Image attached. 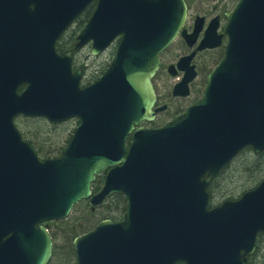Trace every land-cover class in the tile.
I'll use <instances>...</instances> for the list:
<instances>
[{
  "label": "water",
  "instance_id": "1",
  "mask_svg": "<svg viewBox=\"0 0 264 264\" xmlns=\"http://www.w3.org/2000/svg\"><path fill=\"white\" fill-rule=\"evenodd\" d=\"M95 2L81 46L94 41L99 57L121 42L82 89L72 55L56 47ZM187 16L184 0H0V264H49L44 224L115 195L127 202L122 221L77 237V264H247L255 254L264 181L213 209L208 189L246 149L264 153V0H239L227 14L229 43L203 98L161 129L137 128L154 119L152 80ZM19 117L78 126L59 158L41 160Z\"/></svg>",
  "mask_w": 264,
  "mask_h": 264
},
{
  "label": "flooded vegetation",
  "instance_id": "2",
  "mask_svg": "<svg viewBox=\"0 0 264 264\" xmlns=\"http://www.w3.org/2000/svg\"><path fill=\"white\" fill-rule=\"evenodd\" d=\"M193 1L185 0L188 8L185 27L171 46L161 54L160 68L152 80L157 99L153 108L154 119L141 123L139 127L161 129L198 103L203 98L211 72L225 57L229 39L221 35L228 25L227 14L234 11L239 0H204L203 6L207 8L200 10L192 9ZM96 8L97 2L91 4L57 43V52L61 57L72 55L73 73L82 72L83 89L95 85L107 72L121 42L120 38L117 39L99 57L92 55L94 41L81 46L79 36ZM208 31L211 34L207 36ZM73 121L77 127L78 120ZM106 176L107 173H104L96 180L101 181V189ZM83 204L96 216L94 228L104 220L121 222L127 208L124 197L118 195L94 210L89 202L81 205Z\"/></svg>",
  "mask_w": 264,
  "mask_h": 264
},
{
  "label": "trees",
  "instance_id": "3",
  "mask_svg": "<svg viewBox=\"0 0 264 264\" xmlns=\"http://www.w3.org/2000/svg\"><path fill=\"white\" fill-rule=\"evenodd\" d=\"M25 120V124L29 126V123H41L40 119H22ZM59 126V125H55ZM25 128H29L24 126ZM24 139L30 143V145L35 149L37 154L40 156L41 159H53L58 158L63 150V146H52L50 148H46L45 146H36V142L34 141L33 135L30 133H22ZM59 135V134H57ZM72 135L69 136L68 141ZM67 141V143H68ZM235 166V171L233 173H237V177L240 179L246 178L244 184L241 186V190H232V191H225L222 189L221 180L232 177L230 174L232 168ZM264 180V153L263 154H255L251 149H247L242 152L238 158H236L231 164H229L212 182L209 187V195H210V208H214L217 205H221L226 201H234L239 199L243 194L246 192L254 189L257 187L262 181ZM243 182V181H242ZM248 182H252L250 185L247 186ZM101 188V181H98L94 185V192H98ZM86 205V204H85ZM87 206V205H86ZM87 209L89 207L87 206ZM90 212V211H89ZM67 222H70L68 220ZM62 223V222H61ZM96 224L95 221L91 222L87 227H80L73 233L70 238H64V243L60 246H56L54 248V255L53 259L50 264H77L76 263V254L72 245L73 240L87 231L93 229L94 225ZM52 224L47 223V227L50 229ZM52 235V233H51ZM53 237V235H52ZM55 241V237H53ZM261 255L264 256V235H260L258 238V245H257V252L254 257L250 260L249 264H259L257 262V258H260ZM264 264V263H263Z\"/></svg>",
  "mask_w": 264,
  "mask_h": 264
},
{
  "label": "rangeland",
  "instance_id": "4",
  "mask_svg": "<svg viewBox=\"0 0 264 264\" xmlns=\"http://www.w3.org/2000/svg\"><path fill=\"white\" fill-rule=\"evenodd\" d=\"M205 3L204 0H194L193 10H200L205 9L207 7L203 6V3ZM207 5V4H205ZM25 120H20L17 125L19 130L23 133H30L33 135L34 141L36 142V146H45L46 148H50L55 145L65 146L67 144V141L69 139V136L73 134L74 129L76 128L75 121H71L66 124H62L59 126H55L52 124H49L46 120L41 121V123H29L27 126L25 124ZM29 127V128H25ZM59 134V135H57ZM235 171V166L232 168L230 174ZM237 173H233L231 178H228L227 180L223 179L221 180L222 189L225 191H232V190H241L242 184H244L245 180L244 178L240 179V177H237ZM243 181V182H242ZM252 182H248L247 186L250 185ZM251 187V185L249 186ZM226 191V192H227ZM105 212V211H104ZM105 215H108L107 213ZM116 215V214H114ZM96 216H93L89 209H87V206L85 204L78 206L74 209L72 215L68 220L70 222L62 221V223H52V227L50 228V233H52L53 237H55V245L60 246L64 243V238H70L73 233L77 229L82 227H87L91 222L96 221ZM98 219V218H97ZM84 234V233H83ZM257 262L259 264L264 263V256L261 255L260 258H257Z\"/></svg>",
  "mask_w": 264,
  "mask_h": 264
}]
</instances>
